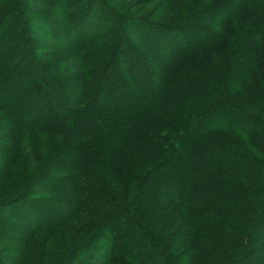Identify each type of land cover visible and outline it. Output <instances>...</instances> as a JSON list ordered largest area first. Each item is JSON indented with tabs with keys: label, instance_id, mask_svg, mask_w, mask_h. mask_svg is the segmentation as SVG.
<instances>
[{
	"label": "trees",
	"instance_id": "16d2710c",
	"mask_svg": "<svg viewBox=\"0 0 264 264\" xmlns=\"http://www.w3.org/2000/svg\"><path fill=\"white\" fill-rule=\"evenodd\" d=\"M0 2V142L14 130L63 141L0 202L8 220H32L1 224L19 245L44 232L68 246L57 229L85 215L73 264H264V0H210L171 22L113 0ZM43 207L58 215L45 222Z\"/></svg>",
	"mask_w": 264,
	"mask_h": 264
},
{
	"label": "rangeland",
	"instance_id": "374dc122",
	"mask_svg": "<svg viewBox=\"0 0 264 264\" xmlns=\"http://www.w3.org/2000/svg\"><path fill=\"white\" fill-rule=\"evenodd\" d=\"M115 1L118 6L125 12L129 13L130 16H138L142 17L150 22L154 21H176L174 19H179L183 15L187 14L186 9L188 7H202L210 0H177L175 3L177 5H172L168 7L167 9L163 8L164 6L158 7L157 3H151L148 4L147 0H113ZM201 3H200V2ZM7 2V1H6ZM6 2H0L1 5H6ZM57 6L59 5V0H57ZM179 3V5H178ZM154 12V14L158 15L156 17H151V13ZM103 16V14H101ZM104 17V16H103ZM105 19V17H104ZM132 26H135L134 28ZM50 30H53L51 26ZM137 30H134V29ZM55 30V29H54ZM57 30V29H56ZM60 31V34L63 38H68L67 32L65 29H58ZM54 32V31H53ZM56 32V31H55ZM148 32V29L143 28L141 26L131 25L129 28V36L134 37L136 35H139L146 38L145 33ZM198 31L195 29H191L189 35L185 38L191 40L192 38L197 35ZM175 42V41H174ZM177 44V43H176ZM35 48V47H33ZM157 49V48H156ZM166 48L159 47V50L152 51L151 53L158 56L161 54L166 53ZM131 50V47H130ZM78 52L76 50L67 49V51L64 53L59 52L58 56H74ZM126 53L130 56H132L129 51H126ZM53 60H50L47 64H50ZM146 69L151 68L145 67ZM145 70V69H144ZM38 71V70H37ZM128 79V78H127ZM132 80V79H130ZM149 84L143 86L142 93H151L152 86L151 84L153 81V78L148 76ZM115 81V80H114ZM24 85L26 82H22ZM40 90L42 92H46V88L43 87V85L38 84ZM60 89H63L62 85L59 86ZM126 93H130L133 91V88L131 86L128 87ZM154 88V87H153ZM54 89V88H53ZM139 92V91H136ZM141 92V91H140ZM68 95V94H67ZM114 95L108 94L107 97L110 98ZM34 104L41 105V101H35ZM50 104L43 105L42 113L45 109H48ZM29 112V115H35V106H32L27 113ZM37 114V113H36ZM22 115H27L23 113ZM39 115V114H38ZM41 116V115H39ZM23 117V116H22ZM215 118V117H214ZM213 118V119H214ZM5 119L0 115V139L4 138L6 136V132L3 131V128L6 126ZM12 138L9 140V142L5 145L4 140H2V143L0 142V151L2 150H8V157L7 159H12L11 164L9 163L6 167H3L0 169V202H2L4 205L7 204L8 197L14 193L17 192L18 189L22 187L24 184L25 177H28L31 173L35 172L37 168L42 165L51 157L54 155V153L63 145V141L61 137H55L50 135H43L36 131H22V130H14L12 133ZM0 156V160H3ZM34 163V164H33ZM33 164V165H32ZM39 170V169H38ZM37 170V171H38ZM23 181V183H22ZM27 188L24 187V190ZM53 201H50L51 207L53 205L58 211L59 207L57 206V199L51 198ZM50 199V200H51ZM56 202V204L54 203ZM17 206H13L12 210H15ZM45 209V207H43ZM9 209L8 208H1L0 209V262L6 264H73V262L70 260V255H68V247L69 245L74 242V240L80 236L81 231L78 227L80 223H83V221H87L88 217L85 215L78 216L72 223L67 225L70 231H65V229H57V233H63V239L67 241L68 246H61L57 242H55V238H51V236H48V234L42 232L40 233L37 238L39 241H36V239L32 242H29L25 247L22 245H19L16 240H19L20 237L17 235L9 234L6 230L3 229V225H10L13 227V229H18L20 231H25L26 229H30V223L32 220L27 221L25 224L21 223L22 221L18 220H8L3 216L4 213H6ZM45 215L44 219L45 222L52 220L55 215H58L57 213H54L53 211L50 212L49 210L45 209ZM47 214V215H46ZM78 222V224H76ZM13 235V236H12ZM48 239L45 243H43V240ZM37 239V240H38ZM50 239V240H49ZM33 246V247H32ZM21 251H23L22 255H16L15 252H18L19 254ZM14 258H16V262L14 261ZM69 258V261L67 259ZM66 259V261H65ZM14 261V263H13ZM205 261H207L205 259ZM111 264H130L126 262H118L113 261ZM207 264H210L207 262ZM253 264H263L262 261H255Z\"/></svg>",
	"mask_w": 264,
	"mask_h": 264
}]
</instances>
